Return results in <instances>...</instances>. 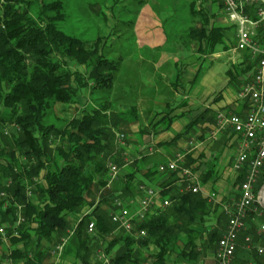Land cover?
I'll return each mask as SVG.
<instances>
[{
  "label": "trees",
  "instance_id": "16d2710c",
  "mask_svg": "<svg viewBox=\"0 0 264 264\" xmlns=\"http://www.w3.org/2000/svg\"><path fill=\"white\" fill-rule=\"evenodd\" d=\"M34 5V0H0V141H8L7 148L0 145V228L5 231L0 234V264H55L59 255L64 263L92 264L97 249H104L110 264H142L138 247L155 249L153 264H167L178 250L180 256H194V227L206 225L212 210L218 212L220 204L210 202L202 193L185 191L186 183H182L179 172L161 174L158 168L151 174L167 175L160 194L172 204L136 222L131 234L121 231L114 236V196L104 194L99 202H89L95 191L102 192L109 186L108 164L123 166L125 150L116 148V133L106 119L110 106L87 110L82 118L63 122L61 127L49 124L47 119L54 116L56 106L74 105L82 90L91 85L89 82H93L94 91L110 90L116 63L101 54V40L88 48L83 40L62 31L60 25L66 20L62 1L41 2L31 14ZM189 9L203 15L202 10L197 12L194 1ZM203 20L202 28L188 29L183 43L186 47L195 43L198 53L209 56L224 44L227 28L210 24L205 14ZM243 59L239 74L248 75L247 83L255 63L246 53ZM68 61L85 66L89 76L71 71ZM228 75L231 84L238 82V75L233 76L231 71ZM179 86L178 82L174 84L175 89ZM238 86L235 88L239 90ZM224 111L243 117L247 105L236 101ZM125 115L130 124L139 120L136 107ZM170 115L171 112L161 120L167 122L168 129L173 121ZM119 120L124 119L119 116ZM207 124H217L211 108L198 114L171 144L195 129L202 134L198 139L204 140L210 129L205 127ZM9 125L16 130L13 135L5 131ZM197 161L186 155L184 166L194 170ZM213 173L208 170L202 175L203 185L209 183ZM245 173L246 168L235 179L234 201L239 199L238 188L245 181ZM133 177L117 198L127 201L139 196V189L132 186ZM263 185L264 181H260L259 188ZM218 217L228 223L231 216L225 212ZM20 218L24 219L21 223ZM91 222L96 224L92 236L87 230ZM142 231L145 237L140 236ZM222 236L217 228L206 243L218 246ZM182 237L186 240L182 241ZM60 245H64L61 254L56 251ZM255 256L258 264H264V254Z\"/></svg>",
  "mask_w": 264,
  "mask_h": 264
},
{
  "label": "rangeland",
  "instance_id": "374dc122",
  "mask_svg": "<svg viewBox=\"0 0 264 264\" xmlns=\"http://www.w3.org/2000/svg\"><path fill=\"white\" fill-rule=\"evenodd\" d=\"M34 1L35 5L30 11L31 14H34L35 7H39L41 2L48 3L56 0ZM60 1L65 5L66 12V20L60 25L62 31L70 36L83 40L87 43L88 48H91L101 40V54L103 53L109 62L113 64L116 63V68H114L115 71H112L114 74V86L110 90L106 89L101 93L98 90L94 91L91 88L93 82H89L91 85L83 89L79 96H77L76 102L81 97L80 104H76L70 107V109L68 108L66 114L65 112H61L60 106H56L54 116L51 115V117L47 119L49 124L52 123L61 127L64 125L63 122H69L73 118L85 115L84 112L87 108L88 112L92 111L93 108L87 106H90L93 102L99 105L108 104L111 112L118 114L120 112L125 113L129 107L131 108L139 105L140 99H147L155 103L149 106V109L153 112V116L157 113L164 114L171 109L167 104L171 103L176 105V102H183L184 96L179 94L180 92L185 95V92L191 91V68L193 66L197 68L196 66L200 65V63L202 64V67H200L203 69V72L206 71L205 73L209 72L213 75V77H211L212 85L215 80H218V85L214 86V90L216 91H213V98L211 101L213 105L225 99L224 93L222 92L225 84H227V89L239 93L243 87L242 85L248 81L246 79L248 76L247 74V76H241L239 74V71L242 70L241 64L244 60L243 54L235 50L237 46L236 27L230 23L227 15L224 13L223 7H221V0ZM193 1L195 2V7L198 9L197 12L202 10L203 15H195L190 11L189 6ZM151 14H154L160 20L159 22H161L162 30L169 40L166 45L168 52L165 51V54L160 50H154L148 46H143L137 39V35L146 30L147 26L145 22L148 21L149 16H152ZM204 14L208 19L210 18V24L214 23L224 26L227 30L224 44L218 47L216 54L209 56L204 55L203 57L202 54L195 50L197 49L195 43L186 47L183 43V38L190 27L202 28L204 24ZM226 47L228 50L225 49ZM190 51L194 53V55H197V61L190 59L192 57ZM160 58L164 60L163 65H165V67L170 68L175 66V64L178 65L176 74L181 75V81L177 80L181 85V87L179 86L180 88L175 89V87L170 85L172 83L171 79L174 77L173 73H169L170 70L166 69L164 75H162V69L159 70L158 62L156 64L154 63V60L158 61ZM68 64L69 67H71V71L80 72L87 77L89 76V71L85 66H78L76 63L70 61H68ZM229 71L232 72L233 76L238 75V82L235 84H231V78L228 75ZM249 74L250 79L252 71ZM161 76L163 82L156 84L161 79ZM239 82L240 85L238 84ZM183 85L186 86L185 89ZM235 85H239L238 87H240V89L238 90L235 88ZM85 100H89V103L85 104ZM81 107L82 113H78ZM140 109L143 113L142 119L144 121L147 120L148 117L145 110H143V106H141ZM114 114H111V121L115 119ZM55 116H58L61 120H57ZM107 118L109 117L107 116L106 119ZM123 129L124 131L122 129L117 130L116 135L125 134L127 136V133L124 132L128 130V126L126 128L123 127ZM5 131L9 132L10 135L16 133L12 125L7 126ZM116 135L115 142L117 143L118 139ZM191 139L192 138L189 136L187 141ZM6 142L8 141L5 139L0 141L2 148H5V146L7 148L8 143ZM214 149L218 150L219 145L214 147ZM24 159L25 158H21L20 160ZM151 187L158 189L156 186ZM236 190L237 189L234 188V191ZM108 193H110L109 190H104L102 193L95 191L94 195H96V198L100 196L99 199L101 200V197L104 194L108 195ZM262 206L264 209V204ZM262 216H264V214ZM116 231H118V228H116L115 232ZM182 246L181 244L180 247ZM138 249L137 255H139L142 264L154 263L153 258L156 255L155 249H145L141 247H138ZM111 256H113V254ZM93 257L96 260L93 264H110V256L106 255L104 249H97ZM59 260V263L55 262V264L68 263L62 262L61 256ZM10 263L9 261V264ZM168 264H170V262H168Z\"/></svg>",
  "mask_w": 264,
  "mask_h": 264
},
{
  "label": "crops",
  "instance_id": "0c3cea01",
  "mask_svg": "<svg viewBox=\"0 0 264 264\" xmlns=\"http://www.w3.org/2000/svg\"><path fill=\"white\" fill-rule=\"evenodd\" d=\"M151 15L152 16L148 17V21L145 22L147 26L146 30H144L141 34H138L137 39L143 46H148L154 50H160L165 54V51L168 52L166 45L169 40L166 37L167 35H165V32L162 30L161 22H159L160 20L154 14ZM190 53L192 52L190 51ZM196 56L197 55L192 53V57L190 59L197 61ZM163 61L164 60L160 58L158 61L154 60V63L156 64L158 62L157 64L159 66V70L162 69V75H164L166 69L170 70L169 73L174 74V77L171 79L172 83L170 84L174 87V84L177 82V80H180L181 77V75L176 74L178 65L175 64V66L170 68L165 67V65H163ZM200 66L202 67L201 63L200 65L196 66L197 68L194 66L191 68V91L185 92L187 95H184V93L180 92L179 94L184 96L183 102L178 103L174 101L177 103L176 105L171 103L167 104L171 109H168L169 111H166V113H157L155 116H153V112L151 109H149V106L154 105L155 103L147 99H140V104L135 106L138 110L139 116V120L136 123L130 124L128 119H126L127 116L125 114L129 112L132 107H129L125 113L120 112L118 114H114L111 112V109L106 113V115L109 117V123L114 133H116L117 130L123 129V127L126 128L128 126V130L125 131L127 136L123 134L125 136L124 142L120 141L119 136L121 134H118L116 135L118 139L117 143H114L118 150L123 148L125 152L123 166L120 168L118 179L110 183L107 189H105L109 190L110 194L114 196L113 198L111 196L112 200L123 194L128 179L133 177L132 175H134L132 179V186L136 190L141 186H145L146 188H152L151 186H156L158 189L155 190L160 191L161 186L166 185L165 176L167 175L162 176L159 173L153 176L151 174H154V172L158 170L161 165H166L172 161L174 162V159L179 153H184L187 156L191 155L194 160H198L193 166V172L195 177H197L201 183L202 194L204 197L208 198L210 194H215L217 197L216 202L209 201L220 204V209L218 212L214 213L215 209L212 210L210 217L207 219L206 225H198L194 227V229L197 230L195 242L197 249L195 251V255L191 257H183L180 256L181 250H178V252L173 253L168 258V262H170V264H216L215 254L218 247L217 243L207 244L206 240L209 234L217 228L219 229L221 235L225 233L227 229V221L224 222L219 220L218 215L225 213L224 207L226 205L232 206L236 202L233 199V193L237 191H234V188L237 189L235 187V179L237 178L238 173L234 171L233 167L238 154V141L235 137H232V134L229 132V130L216 135L215 127L217 124L215 126L207 124L205 127L210 129L209 132H207V137L204 140L198 139V137H200L202 134L198 129H195L191 134L180 138L177 143L171 144L174 138L177 135L184 134L188 125L194 120V118L207 108H211L216 113V116H218L220 113H226L224 110L228 108V106H232L234 104L236 105V101H238V92L227 89V84H225L222 90L225 99H223L220 103L214 105L211 104L213 91H216L214 90V86L218 85V80H215V84L213 83L212 85L211 77H213V75L209 72L205 73L206 71L203 72V69H201ZM162 82L161 76V79L156 84ZM185 87L186 86H184V89ZM80 99L81 97L74 105L61 106V112H65L66 114V110H68V108L70 109V107L80 104ZM89 100H85V104L89 103ZM98 106L99 104L93 102L87 107L97 109ZM141 106H143V110H145L148 117L145 121L142 119L143 113L140 109ZM81 109L82 107L79 109L80 112L78 113H82ZM87 110H85V112ZM170 112V118H173V121L170 125L171 127L168 129L166 126L167 122H161V120ZM111 114H114L115 116V119H113L114 122L113 120L111 121ZM119 116L127 121L119 120ZM82 117L83 116L81 115L77 118ZM114 124H117L118 126H115ZM157 124L159 125L156 126ZM189 136L192 139L187 141ZM114 141H116V139ZM217 145H219V149L215 150L214 147ZM208 170H213L214 173L209 183L203 185L201 181L202 175H204ZM178 186H181V184H178ZM262 188L264 195V185ZM143 196H145V194L140 191L139 196L130 200H135L137 202ZM99 198L100 196L96 198V195H93V197H90L89 202H99ZM263 200L264 196L262 202ZM159 204L160 202L158 205ZM263 204L264 203L259 204L260 209L251 211L247 215V226L240 232L238 237L237 254L234 258V264H258L255 255L259 253L258 251L260 249H264V232L260 233L261 226L264 224L261 221V218H264V216H262L264 214V209L262 206ZM158 205L156 208L154 207L150 209L149 213L152 214L156 209H158ZM120 232L121 231H119V233ZM119 233L116 231L114 232V235H118ZM247 238H251L252 242L248 243L246 240ZM183 240L186 239H183L182 237V241ZM59 259L60 256L56 258V263H59ZM91 261L92 264L96 262L94 257L91 259ZM65 264L70 263L68 262Z\"/></svg>",
  "mask_w": 264,
  "mask_h": 264
},
{
  "label": "built area",
  "instance_id": "2783aa9c",
  "mask_svg": "<svg viewBox=\"0 0 264 264\" xmlns=\"http://www.w3.org/2000/svg\"><path fill=\"white\" fill-rule=\"evenodd\" d=\"M224 13L228 20L236 27L237 46L235 50L240 54H248L255 65L252 69L251 80L247 82L238 93V101L247 105V114L227 115L220 113L217 116L215 134L229 130L238 141V154L234 164V171L240 173L246 168L245 181L238 188L239 199L232 206L226 205L224 211L231 216L227 223V229L218 242L215 254L216 264H234L237 254V241L240 232L247 226L246 218L251 211L258 210V205L263 203V188L260 190L259 183L264 181V0H221ZM119 139L124 142L125 136L120 135ZM186 154L179 153L174 162L159 167L161 174L178 173L182 177V183H186L185 191L193 194L202 193L201 183L192 169L184 166ZM110 183L118 179L120 168L110 163ZM145 194L139 201L113 200L114 211L111 213L112 224L118 231H125L131 234L134 224L142 221L148 216L150 209H167L172 202L163 200L159 190L139 188ZM4 196V194H2ZM210 201L216 202V195L208 196ZM264 201V200H263ZM24 219L20 218L19 222ZM88 234H95L96 224L91 222L88 225ZM264 232V224L260 233ZM0 228V234H4ZM141 237L146 232L140 233ZM248 243L251 238L246 239ZM64 245L56 248L62 253ZM259 254H264L260 249Z\"/></svg>",
  "mask_w": 264,
  "mask_h": 264
},
{
  "label": "water",
  "instance_id": "95a60500",
  "mask_svg": "<svg viewBox=\"0 0 264 264\" xmlns=\"http://www.w3.org/2000/svg\"><path fill=\"white\" fill-rule=\"evenodd\" d=\"M263 203H264V201H263Z\"/></svg>",
  "mask_w": 264,
  "mask_h": 264
},
{
  "label": "bare ground",
  "instance_id": "6f19581e",
  "mask_svg": "<svg viewBox=\"0 0 264 264\" xmlns=\"http://www.w3.org/2000/svg\"><path fill=\"white\" fill-rule=\"evenodd\" d=\"M146 218V217H145Z\"/></svg>",
  "mask_w": 264,
  "mask_h": 264
}]
</instances>
